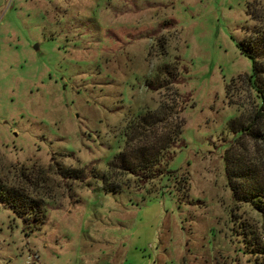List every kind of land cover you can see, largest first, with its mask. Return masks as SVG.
Wrapping results in <instances>:
<instances>
[{
	"label": "rangeland",
	"instance_id": "1",
	"mask_svg": "<svg viewBox=\"0 0 264 264\" xmlns=\"http://www.w3.org/2000/svg\"><path fill=\"white\" fill-rule=\"evenodd\" d=\"M253 7L264 0H0V188L44 211L26 222L0 200V264H264V215L236 209L222 159L229 123L258 107L238 50L264 30ZM175 133L173 174L110 175L118 152Z\"/></svg>",
	"mask_w": 264,
	"mask_h": 264
},
{
	"label": "trees",
	"instance_id": "2",
	"mask_svg": "<svg viewBox=\"0 0 264 264\" xmlns=\"http://www.w3.org/2000/svg\"><path fill=\"white\" fill-rule=\"evenodd\" d=\"M248 13L256 21L264 18L262 10L259 11L256 7L249 9ZM238 50L242 55L250 58L252 62V73L246 77V82L256 94L258 107L256 112H254L252 121L249 120L246 124H243L240 123L239 118H235L229 123V130H233V133L236 135L231 143V147L226 149L222 155L223 166L227 179L226 183L231 191L236 209L241 203H249L254 206L256 211L264 215V159L262 158L264 150L261 148L264 145V30L261 27L249 30L247 37L238 43ZM136 119L138 122H134L136 125L128 128V133L133 134L134 131H137V135L140 136L138 129L143 126L144 122L147 123L148 118L146 116H139ZM173 135V137H167V145H162L154 153L145 151L144 146L136 148L132 152L128 150L118 152L113 160L107 164L110 175L114 171L127 174L132 176L138 184L145 185L148 182L163 177L165 174H173V172L164 167L168 163L167 160H171V155H167V150L170 149L173 141L180 134L176 135L175 133ZM245 136L255 142V145L260 146L261 149L258 148L257 150L259 154L261 150L259 160L250 161V159H247V146H243L242 142ZM238 144L242 146L236 149L235 145ZM106 179V176L102 179L105 191L122 192V184H110ZM8 194V192L4 193L3 189L0 188V200L9 206L14 213L20 214L26 222L32 220L39 224L44 223V211L41 212L38 204L32 205L28 212H23L16 205V198ZM35 211H37L38 215L34 214L31 217L30 212ZM232 218L234 220L236 215Z\"/></svg>",
	"mask_w": 264,
	"mask_h": 264
}]
</instances>
